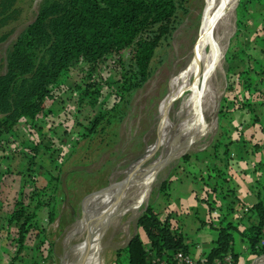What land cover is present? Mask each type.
<instances>
[{
  "label": "rangeland",
  "instance_id": "obj_1",
  "mask_svg": "<svg viewBox=\"0 0 264 264\" xmlns=\"http://www.w3.org/2000/svg\"><path fill=\"white\" fill-rule=\"evenodd\" d=\"M43 1L18 0V17L0 28V39L6 37V40L0 41V73L5 69L6 55L18 37L17 35L36 18L39 5ZM241 1L238 0L234 8L231 9L224 27L218 29L223 58L213 78V100H206L204 104L206 122L209 124L206 133L198 135L188 149L184 150L182 154H178L160 171L155 172L154 178H156L151 180L147 197L139 206L134 203L135 201L126 200L118 205V213L104 214L101 219L96 217L94 210L102 204L101 200L106 198L109 187L120 186L122 181H125L129 168L141 161L145 154L153 149L154 144L162 137L164 131L167 137L174 136L175 126H179L188 114L187 111L193 103L196 90L176 98L169 109L170 115L165 116L164 119L159 110L162 101L170 94L172 87L183 73L182 71L191 63L194 55L193 49L200 35V22L204 13L205 0L177 1V14L167 24L168 34L159 36L148 80L141 86L132 88L130 95L126 96L125 100H121L119 89H117V85L121 82L119 57L110 55L103 58L95 70L97 82L102 87L97 105L94 107L84 106L81 110L77 109V96L71 86L85 78L86 67L80 61L75 64L66 82V87L69 89L63 92L59 100L52 99L48 102L46 111L48 112L49 109V114L54 112L50 123L44 119L48 124V129L54 134L52 139L62 140L65 144L70 138L73 139L70 140L71 145L68 150L64 152V160L56 162L49 159L45 163V167H36L39 173L37 185L47 184L52 173L60 177L58 180H53L55 187H52L53 191L51 192L53 198L56 199L54 201V222L48 223L43 212L39 216L46 227V233L43 236L45 243L51 244L47 247H52L51 254H44L43 260L38 258L40 264L78 263L80 258L74 253L75 249L98 234L96 242L102 248L98 255L100 264H117L116 251L125 247L137 232H141L145 236L143 230L138 226V218L149 204H153V209L160 211L162 215L168 214L167 209L171 210V215H174L175 222L178 221L184 233H192L190 231H193L196 225H200L204 229H213L207 222L204 223L210 219L209 208L204 198L208 197L211 192L206 189L214 185L217 180V178H212L213 176L208 172L211 167H214V170L215 168L223 170L224 167L220 166L215 159L219 155L222 160L224 158L222 156L223 147H219V154L214 157L212 146L222 138V133L224 141L234 138L237 134L234 131L233 134L232 126L238 124L240 118H244L243 122L245 123L247 122L246 118L252 116L253 124L259 120L256 122L259 125H248L244 129L246 138L250 136L251 131L255 130V126L256 128L261 127V130L264 127V62L260 59L261 57H255L258 64L254 62L250 65L246 74L250 86L244 91L241 82L243 79V82L247 83V80L243 75L241 76V70H244V64L250 55H246V52L256 50L253 46L251 49H247L252 43L250 42L247 46L246 36L237 27L238 19L241 20V24L243 21L246 24L249 22L252 24L255 20V13L263 14L264 0L254 1L248 8L249 10L243 9L239 14L236 9ZM259 43L257 44L258 50H264V37L259 38ZM125 53L124 58H129L128 50ZM247 93L252 96L253 112L249 114L247 109L230 112L235 97L239 101ZM214 112L216 113L213 114ZM104 113L112 117L111 122L107 124L103 122L91 135L81 136L82 129L78 125L88 126L96 116ZM234 115L240 116L236 118ZM255 117L257 118L255 119ZM169 118H171V123ZM60 119L59 124L58 120ZM40 122L44 124L43 121ZM102 126L105 128L102 129ZM228 130L232 135H228V133L224 135V132ZM261 133L260 139L264 143V131L262 130ZM45 134L51 137L47 132ZM14 135L15 138L20 139V142L6 143L9 151H5L4 156L0 153V171L7 172L10 176L24 170V167L30 164L31 158H34L29 148L33 142L32 135L25 133V129L21 128L15 130ZM10 140V137L7 138V142ZM160 148L154 151L153 157L148 162L146 161L144 167L163 155L164 147ZM231 149H236L239 152V159L244 160V163L235 167L231 161L227 165L230 168L234 167L235 171L240 169L236 172L242 180L244 179L242 177L243 169L247 174L249 171L258 170L255 165L248 168V163H256L264 159V148H262V152L255 155L252 152L253 149L249 151L235 142ZM186 154L193 156L190 164L181 160ZM258 171L260 172L259 176L264 174L263 171ZM239 172H242V175ZM227 176L234 178L230 173ZM259 176L257 177L260 178ZM170 179L172 181L166 188L167 194L165 195L161 192L160 187L164 181ZM259 183V187H264V180ZM26 189L27 192H30L32 188L27 187ZM134 189L136 190L137 187ZM15 190L18 191L19 188L15 186ZM138 194L136 192L133 197H137ZM226 200H230V197L227 196ZM217 206L218 203H215V210ZM175 209L179 211L176 212ZM211 217L213 219V215ZM5 248L4 240L0 236V255H5L6 259H10L14 254L11 252L6 255ZM240 264L242 263L240 262Z\"/></svg>",
  "mask_w": 264,
  "mask_h": 264
},
{
  "label": "trees",
  "instance_id": "obj_2",
  "mask_svg": "<svg viewBox=\"0 0 264 264\" xmlns=\"http://www.w3.org/2000/svg\"><path fill=\"white\" fill-rule=\"evenodd\" d=\"M177 1L44 0L39 5L36 18L17 35L6 55L5 69L0 73V148L12 141L11 139L2 143V140L11 138L15 133V126L24 119L28 132L33 137L34 143L32 142L29 148L34 158L16 175L3 178L7 172H0V236L4 237L6 253L13 251L14 254L7 259V264L27 259L32 260V264H40L38 258L43 260L44 254L52 253V247H47L51 244H46L43 238L46 227L39 216L43 212L48 223L54 222L56 199L51 192L52 187H55L53 180L60 177L52 173L47 184L37 185L39 173L36 167H45L49 159L56 162L64 160V151L57 145L56 139H52L54 137H48L45 131L43 132L39 116H50L51 112L49 114L46 111L48 102L52 99L59 100L63 92L69 89L66 87L67 79L75 64L80 61L86 67V71L83 70L86 76L71 86L77 96L76 108L81 110L84 106H96L102 87L97 82L95 70L98 63L110 55L119 57L121 82L117 89L121 100H125L132 88L139 87L148 80L159 36L168 34L167 24L177 14ZM254 1L257 0H242L236 10L240 14ZM18 14V0H0V28L15 20ZM14 16L16 17L13 18ZM237 27H241L240 19L237 20ZM4 40L6 37L0 39ZM126 50L129 58H124ZM248 71L249 68L241 70V76L247 80V83H244L243 79L241 82L244 91L250 86L246 75ZM229 89L233 91L231 87ZM251 102L252 96L248 93L239 101L235 97L233 107L229 111L247 109L246 111L252 113ZM109 117L107 113L99 114L88 126L78 125L82 129L81 136L91 135L103 122L110 123L112 117ZM50 120L49 117L47 121L50 123ZM232 127V132L237 134L234 138L224 141L222 133V138L212 146L214 157L219 154V147H223L224 159L219 155L216 161L220 166L222 163L225 166L223 165V170H214V167H211L208 172L212 178H217L216 183L206 189L211 192L204 198L209 212L215 210L214 204L219 200H225L227 196L235 194L231 181L233 178L227 176L226 169L227 164L231 162V146L242 141V145L247 150L253 149L255 155L264 148L262 140L259 137L254 138L255 133L246 138L238 126ZM227 133L232 135L229 130L224 132V135ZM192 157L186 154L181 160L189 164ZM261 162H264V159L255 165ZM171 181L170 179L162 183L160 190L163 194H167L166 188ZM14 185L19 188L18 191ZM26 186L32 188L30 192H27ZM263 190L264 187H258L257 202L247 211L245 218L251 221V225L240 231L248 242V253L253 258L264 254V245L261 244L264 196L260 195L261 191L264 193ZM152 205L149 204L138 218V226L147 236L149 245H145L140 234L136 233L125 247L116 251L117 264H176L177 252L189 254L190 245L186 235L178 221L175 222L171 210L167 209L168 214L162 215L160 211L153 209ZM228 208L219 206L221 215L216 227L219 237L204 261H201L203 264H214L224 259L228 253L232 254L233 263L237 264L236 255L232 250L234 233L239 230L238 224L229 220V214L225 212Z\"/></svg>",
  "mask_w": 264,
  "mask_h": 264
},
{
  "label": "bare ground",
  "instance_id": "obj_3",
  "mask_svg": "<svg viewBox=\"0 0 264 264\" xmlns=\"http://www.w3.org/2000/svg\"><path fill=\"white\" fill-rule=\"evenodd\" d=\"M235 4L236 0H205L204 13L203 17L201 16L202 20L200 22V35L193 49L194 55L191 63L182 71L183 73L172 87L170 94L162 101L159 110L161 117L164 119L165 116L170 115L169 109L176 98L182 97L189 91L196 90L197 93L192 105L187 111L188 114L179 126H175L174 136L167 137L164 131L162 137L154 144L153 149L147 152L141 161L129 168L126 172V179L124 182L122 181L120 186L109 187L106 198L101 200L102 204L94 210L96 217L101 219L104 214H116L118 205L124 203V201L126 202V200H131L130 202L135 201L134 203L139 206L147 197L151 180L156 178H154L155 172L160 171L178 154H182L184 150L188 149L198 135L206 133L209 124L206 122L204 104L206 100H213V78L223 58L218 29L224 27L231 9L234 8ZM170 119L169 122L171 121ZM160 147H164L163 155L152 164L144 167L146 161L148 162L153 157L154 151ZM135 187H137L136 190L134 189ZM136 192L139 193L138 196L133 197ZM98 235L93 239L87 240L75 249L74 253L80 258L76 264H100L98 255L102 248L96 242Z\"/></svg>",
  "mask_w": 264,
  "mask_h": 264
},
{
  "label": "crops",
  "instance_id": "obj_4",
  "mask_svg": "<svg viewBox=\"0 0 264 264\" xmlns=\"http://www.w3.org/2000/svg\"><path fill=\"white\" fill-rule=\"evenodd\" d=\"M254 17H255V20H253L252 24H250V22L248 24H246L243 21L241 24V27H240L241 33L244 36H246V38H247V46L250 42L252 43L250 45V47H247V49H251V46H253L254 50H256L253 52H246V55L247 54L248 55L250 54V55H249L248 61L246 62L247 64L246 63L244 64L243 69L249 68L250 65L253 64L254 62H256L258 64V62L255 61V57H259V58L261 57L260 59H262V61L264 62V50H261V49L258 50V46H257V44L259 43V38L264 37V35L262 36V34H264L263 14H260V12H257V13H255ZM247 21H249L248 18H247ZM236 71H238V70H236ZM251 103L253 104V102H251ZM48 112H49V109H48ZM237 112H242V111H237ZM60 113H58V114H60ZM52 114H54V112H51V115ZM249 114H251V113H249ZM47 115H45L42 119H40V121L44 122V124L41 123L42 128H43V132L45 131L51 137H54V134H52L50 129H48V127H47L48 124L44 120V119H49V117H50V119L52 118L51 115L49 117ZM234 116L237 118L240 115H234ZM246 119H247V122L244 123L243 122L244 118H242V119L240 118L238 124H235L236 126H238L240 132H242V135L245 134V132H243V131H244V129H246L248 127V125H255V124L259 125L258 123L253 124L252 116L250 118H246ZM254 129H255L254 132H251L253 134L255 133L254 138L259 137V139H260V136L262 134L261 131L262 130L264 131V127L261 130V127L256 128V126H255ZM14 134L11 136L12 141L14 139H16ZM253 134H251L250 137ZM241 142L240 141L237 142V145L243 146ZM262 143H263V141H262ZM3 147H5V148H3ZM3 147L0 149V150H2V151H0V153L4 156L5 151H9V147L6 146V143L3 145ZM248 149H249V151H252L251 148H248ZM230 152H231L230 153V161H232L235 164V167L237 165H240L243 163L244 160L239 159V152H237L236 149H231ZM198 158H199V156H198ZM255 164L256 163H253V162L251 164L248 163L247 167L250 168L251 165H255ZM223 165L224 164L222 163L221 166H223ZM26 167H24V168H26ZM226 167H227V172L230 173L234 177L231 181L233 182L235 194L229 195L230 200H226V199L225 200H219L218 206L216 209L219 211V206H222V207L227 206V208L228 207L232 208V210H230L229 208H228V210L225 209V212L227 214H229V220L233 221L236 225L238 224V230L239 231L234 233V245H233L232 252H233V254L236 255L237 264H240V262L242 264H264V254L253 258L251 256V254L248 253V242L240 234V231H242L243 229H245L246 227H249L251 225V221L247 220L245 217L247 216L248 209L254 203L257 202V199H258L257 190L259 187L258 183L261 182L262 180H264V178H263L264 174L259 176L260 172L258 170L264 172V162H261L259 165H255V167H257V169H258L256 171H249V173L247 174V172H245L243 169L242 170L244 172L243 175H242V172H239L242 175V177L244 178L243 179L244 181L240 178V176L236 172V171H239L240 169L235 171V170H233L234 167L230 168L229 165H227ZM252 167H254V166H252ZM262 168H263V170H261ZM12 175L13 174H11V176ZM256 175L259 176L260 178H258ZM5 176H9V174L4 175L3 178H5ZM235 176H236V178H235ZM256 186H257V188H256ZM259 188H262V187H259ZM260 193H261L260 195L262 196L263 192L261 191ZM171 207L174 208V206H171ZM246 209H247V211H245ZM175 211L177 212L179 210L175 209ZM209 214H210L209 220H211V221L208 220V221H205L204 223L206 224V222H207L208 225L211 224L213 229H204L202 226L196 225L194 230L190 231L192 233L188 234L185 232V235L187 238V243L190 245L189 250H188V253H189L188 255H191L192 257H194L199 262L204 261L205 257L207 256L206 254L209 253V251L213 248V246L215 245V241L219 237L218 229L216 230V227L219 225V222H220V219H219V217L221 215L220 211L218 212L219 215H218L217 221H214V218L212 219V217H211L213 215L212 212H209ZM214 228H215V230H214ZM182 230H183V228H182ZM137 233L140 234V236L142 237L144 244L149 245V241H148L147 236L142 235L141 232H137ZM3 239H4V237L2 236V240ZM6 250H7V248L4 249L5 254L7 255ZM1 253H2V251H1ZM3 262L8 263V260L6 259L5 255L4 256L0 255V263H3ZM14 264H32V260H29V259H27L25 261L18 260V261H15ZM176 264H178V263H176ZM201 264H203V263L201 262Z\"/></svg>",
  "mask_w": 264,
  "mask_h": 264
},
{
  "label": "built area",
  "instance_id": "obj_5",
  "mask_svg": "<svg viewBox=\"0 0 264 264\" xmlns=\"http://www.w3.org/2000/svg\"><path fill=\"white\" fill-rule=\"evenodd\" d=\"M45 115H40V119H42ZM60 120H58L59 124H60ZM20 128L23 130L25 129V133L27 134H30L28 132V128H27V124H26V121L24 119H22L17 126H15V130H20ZM73 138H70L68 141H66V144L63 143L62 140H56L57 141V145L63 149V151L65 152L66 150H68V147H70L71 145V141ZM5 141H7V139H4L2 140V143H5ZM15 143H19L20 142V139L16 138L13 140ZM69 142V143H68ZM13 143V144H15ZM20 146V145H19ZM67 146V148H66ZM16 148H18V146L16 145ZM63 152V153H64ZM65 153L63 154V157H64ZM247 211V209L245 210ZM213 212V211H212ZM218 210H214V212L212 213L213 214V218H214V221H217L218 219ZM262 233H263V237H262V241H261V244L264 245V229L262 230ZM175 260L178 264H201V262H199L198 260H196L194 257H192L191 255H188V254H184L183 252H177V254L175 255ZM214 264H234L233 263V256L232 254H229L222 260H218L216 261Z\"/></svg>",
  "mask_w": 264,
  "mask_h": 264
}]
</instances>
